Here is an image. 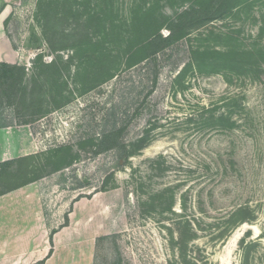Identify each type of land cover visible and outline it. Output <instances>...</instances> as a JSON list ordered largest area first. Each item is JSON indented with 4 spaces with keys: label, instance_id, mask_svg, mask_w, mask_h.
Masks as SVG:
<instances>
[{
    "label": "rangeland",
    "instance_id": "1",
    "mask_svg": "<svg viewBox=\"0 0 264 264\" xmlns=\"http://www.w3.org/2000/svg\"><path fill=\"white\" fill-rule=\"evenodd\" d=\"M0 30L26 69L0 79V196L36 182L34 249L264 264V0H0Z\"/></svg>",
    "mask_w": 264,
    "mask_h": 264
},
{
    "label": "crops",
    "instance_id": "2",
    "mask_svg": "<svg viewBox=\"0 0 264 264\" xmlns=\"http://www.w3.org/2000/svg\"><path fill=\"white\" fill-rule=\"evenodd\" d=\"M17 58V51L13 48L8 37L0 30V62L14 64ZM25 64V63H21ZM2 130H5L2 128ZM1 158L0 160H6ZM36 182L27 184L18 190H28ZM23 188V189H22ZM13 190L0 196V264H88L81 259L54 258L57 254L54 241L60 229L56 230L52 236V245L33 248L31 225L25 224L23 229L18 231V218L29 216L33 218L31 204L33 197H17ZM19 209V211H18ZM22 209V210H21ZM35 214V213H34ZM40 214H38L39 217ZM44 219V216H40ZM28 223V222H24ZM31 223V222H30ZM23 227V226H22ZM63 228V227H62ZM48 239V227L44 230Z\"/></svg>",
    "mask_w": 264,
    "mask_h": 264
},
{
    "label": "trees",
    "instance_id": "3",
    "mask_svg": "<svg viewBox=\"0 0 264 264\" xmlns=\"http://www.w3.org/2000/svg\"><path fill=\"white\" fill-rule=\"evenodd\" d=\"M17 70L26 71L24 66L10 64V63H5V62H0V79L5 78L7 75L8 76L12 75L11 73H13V72H15ZM25 90H26V87L24 86V91ZM17 94H18V88H17L16 83H15L13 95L16 96ZM10 97L12 98V95ZM11 125L12 124H9V123H0V127L11 126ZM11 161H14V159L8 160V161L7 160L2 161L0 163V166L1 165H6V164L10 163ZM29 182H31V181H29ZM0 194H2V193H0Z\"/></svg>",
    "mask_w": 264,
    "mask_h": 264
}]
</instances>
